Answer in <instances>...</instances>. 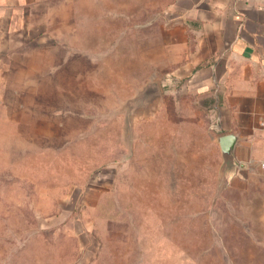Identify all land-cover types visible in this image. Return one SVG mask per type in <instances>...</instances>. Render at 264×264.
Here are the masks:
<instances>
[{"label":"rangeland","instance_id":"obj_1","mask_svg":"<svg viewBox=\"0 0 264 264\" xmlns=\"http://www.w3.org/2000/svg\"><path fill=\"white\" fill-rule=\"evenodd\" d=\"M167 2L53 0L2 74L0 264H264V178L168 96Z\"/></svg>","mask_w":264,"mask_h":264},{"label":"crops","instance_id":"obj_2","mask_svg":"<svg viewBox=\"0 0 264 264\" xmlns=\"http://www.w3.org/2000/svg\"><path fill=\"white\" fill-rule=\"evenodd\" d=\"M52 1L0 0V78L33 43L48 49ZM163 7L169 98L186 99L218 152V139L234 138L239 175L264 178V0H168Z\"/></svg>","mask_w":264,"mask_h":264},{"label":"water","instance_id":"obj_3","mask_svg":"<svg viewBox=\"0 0 264 264\" xmlns=\"http://www.w3.org/2000/svg\"><path fill=\"white\" fill-rule=\"evenodd\" d=\"M217 143L219 145L220 152L224 161H226L227 163L231 162V164L234 165L232 157L234 138L230 136L221 137L220 139H218Z\"/></svg>","mask_w":264,"mask_h":264}]
</instances>
